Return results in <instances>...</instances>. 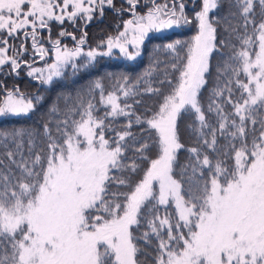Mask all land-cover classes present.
Wrapping results in <instances>:
<instances>
[{"label": "snow or ice", "instance_id": "snow-or-ice-1", "mask_svg": "<svg viewBox=\"0 0 264 264\" xmlns=\"http://www.w3.org/2000/svg\"><path fill=\"white\" fill-rule=\"evenodd\" d=\"M125 2L132 18L124 22L123 31L87 52L84 51L86 33L72 48L56 39L51 42L52 63L37 68L23 62L31 68L28 75L51 85L67 67L78 72L98 56L111 55L113 49L128 59H135L151 32L191 23L183 0H164L161 4L152 0V7L144 14L135 11L138 0ZM259 4L264 8V0H259ZM105 5L114 7V0H0V31L13 36L30 27L35 48L37 27L46 28L53 19L60 23L66 18L74 22L77 17L91 21L94 12L103 15ZM70 6L71 12L67 11ZM219 7V0H201L200 10L193 16L197 33L190 41L176 40L163 46L175 54L170 67L178 75L173 82L166 73L165 80L160 81L169 86L166 93L160 88L146 89L159 94L161 102L151 118L142 120L136 116L135 123H146L149 130L155 131L157 158L149 160L143 155L147 144L136 149L140 154L137 158L149 160L150 166L138 181L117 180L118 185L128 188L127 192H113L109 184L116 179L111 175L113 169L135 173L139 168L134 161L125 164L121 159L127 147L126 138L135 140L130 131L133 121L129 119L125 130L112 142L104 136V129L110 127L105 124L107 117L134 115L129 111L131 105L119 103L121 96L137 95L136 85L127 77L116 80L114 90L107 95L102 79L93 81L87 93L78 97L79 102L69 110L71 115L79 109L80 118L57 124V136L44 124L47 154L43 158L36 154L32 167H28L23 157L17 164L30 182L13 184L9 179L11 172L6 175L0 170V264H141L138 253L142 249L134 242L140 237L133 235V228L139 230L142 221L148 229L142 233L143 240L148 242L150 237H155L157 241L156 264H264V19L258 24L252 19L253 0H233L230 4V8L240 10L242 22L239 24L231 23L237 15L232 11L226 16L210 17ZM217 25H222L228 34L219 46ZM241 27L243 33L238 31ZM59 35L70 34L62 31ZM233 35L241 42L239 49L226 43ZM0 44L7 45V41L0 40ZM100 47L107 51H98ZM178 48L185 50L183 56L177 52ZM223 48L229 51L221 52ZM7 52L6 46L0 47V66L7 63L12 69H19L21 62ZM38 52L41 60L49 55V49L42 46ZM213 52L226 57L217 65L218 74L230 73L223 87L218 85L213 95L221 98L226 92L223 103L233 109L225 114L221 103L208 105L209 113L215 112L218 117L216 128L209 124L198 100L207 82L205 77ZM81 56L87 58V64L78 66L76 60ZM151 71L150 68L145 75ZM241 74L247 82L239 79ZM233 83L240 90L235 100L230 87ZM97 90L100 103L108 109L104 117L95 116V105L91 100H84V95ZM42 100V96L29 97L14 86L13 90H5L0 100V116L27 115ZM189 109L196 115V123L189 128L196 135L198 146L187 149L191 157L182 175L188 168L192 175L187 176L184 188L174 177L173 168L178 151L184 148L178 119ZM57 110L56 107L49 109L51 113ZM230 116L237 117L239 122L229 119ZM257 116L258 136L255 135ZM247 122L253 126L250 141ZM229 126L234 130L228 134L239 145L229 144L234 153L230 168L219 157L212 160L203 151L204 148L216 151L217 132L224 135ZM27 135L29 142L34 143L33 134ZM24 136L23 129L0 132L5 147L9 140L17 141L18 151ZM5 154L12 163H17L12 151ZM37 165L39 171L34 170ZM204 169L212 173L210 178H205ZM170 200L175 205V220L159 214V207L168 205Z\"/></svg>", "mask_w": 264, "mask_h": 264}, {"label": "trees", "instance_id": "trees-1", "mask_svg": "<svg viewBox=\"0 0 264 264\" xmlns=\"http://www.w3.org/2000/svg\"><path fill=\"white\" fill-rule=\"evenodd\" d=\"M164 0H155L156 4L163 3ZM185 4V14L191 23L177 27L178 29H169L161 32H151L145 39L143 45L141 46L140 55L135 59H128L125 57L118 49H113L111 55L98 56L96 60L88 64L87 67H80L78 72L73 71L71 66L64 70V73L59 78H54L51 85L43 84L40 80H36L34 77L29 76L28 72L31 67L39 66L41 61L37 60L40 58L38 49L39 47H44L49 49V55L51 54L52 41L60 39L61 45H67L69 48L75 47L77 41L81 38L82 34L86 33V44L84 45V51L87 52L89 49H97V46L101 41H106L109 36H115L119 31H123L124 22L131 19L132 16L128 11V4L125 0H114V7L106 6L104 7L103 15L101 16L99 12L93 13V18L91 21H86L77 17L75 21L68 20L67 18L63 23L56 20H50L45 29L37 27L38 41H36V46L34 48L33 41L30 38L24 37L23 34L26 30H20L15 35L9 36L5 31H0V40H6L8 48V56H16L19 62H21V67L19 69H12L10 64H5L0 66V100H2L5 90H13L14 86H18L19 90L25 95L31 96H42L43 100L38 104L36 109L27 115H4L0 116V132L20 130L25 131V136L21 144L19 151L16 148L17 141L9 140L7 142V148L5 147V141L0 139V170L7 175L11 172L9 177L13 184L17 181L19 182H30L23 173V169L17 167L23 157L28 161V167H32V159L36 154H40L42 158L47 154V143L48 138L44 133V124L47 123L48 127L52 131V135L55 137L58 134L55 129L57 124L65 119H79V109L76 110L75 114L69 115V110H71L75 104H77L78 97L82 94L87 93L89 85L97 79H102L105 87V95L108 92L114 90V82L121 77H127L128 80L136 85L137 95L134 97L124 98L121 96L119 103L123 106L124 104L131 105L129 109L130 112L134 113L132 116H118L115 119L112 117H107L105 119V124L110 125L104 129V136L110 142L116 139L117 134L125 130L129 119L133 121L130 131L132 132L135 140L132 137H128L125 140L127 147L124 149L122 156V162L125 164H131L133 161L139 165V168L135 173L128 172L127 169L117 170L113 169L111 175L116 177L109 184V188L113 192H127L128 188L120 186L117 184L119 179H128L132 182L138 181L142 176L144 170L149 167V160L157 158V148L155 145V131L149 130L146 123H135L136 116L141 117L142 120L145 118H151L154 111L157 110L158 104L161 102V96L159 94L147 92L146 89L151 87L153 89L160 88L161 92L166 93L168 91V85L161 84L160 81L165 80V74L173 82L176 79L178 73L171 70V63L174 62L175 54L166 50L163 46L167 43L174 42L176 40L190 41L198 30V25L196 20L193 19L195 12L200 10L201 0H183ZM233 0H219L220 7L210 13L212 16H226L229 11L236 12L237 15L231 20L233 24H239L242 22V17L240 16V10L238 8H230V4ZM253 11L255 15L252 17L258 24L261 19H264V8L259 4V0H254ZM190 3L197 5L194 10L190 6ZM152 7V0H138L135 11L139 14H144L146 11ZM123 9V11H120ZM67 32L70 35L61 37L60 32ZM240 33L244 32L241 27L238 29ZM252 26L249 25L248 33L251 34ZM217 45L219 46L221 40H224L228 35L222 25H217ZM75 36L76 40L72 37ZM255 39V37H254ZM226 43H231L236 46L237 49L240 48V41L233 35L229 41ZM256 46L253 45V48ZM157 49H159L157 51ZM98 51L106 52L107 49L100 47ZM129 51H133L132 47H129ZM183 49L178 48L177 52L180 56L184 55ZM228 48L221 49V52L227 53ZM46 58V57H45ZM226 57H222L220 52H213L210 58V68L209 72L206 74V84L200 90L198 95L199 104L202 110L205 112V116L210 125L213 128L218 127V117L215 112L209 113L208 105L221 103L223 106V111L225 114L233 112L230 104L223 103L227 99V93L221 98L214 97L213 93L216 87L219 85L223 87L225 81L230 77V73L218 74L217 65ZM156 61H159L156 63ZM27 62V65L25 63ZM77 65L87 64V58L81 56L76 60ZM223 67V65H221ZM152 69L150 75H145L148 73L149 69ZM140 80L137 83V80ZM234 79V78H233ZM239 79L246 81V77L241 74ZM233 90V99H237L240 95V90L234 83L230 85ZM120 95V93H117ZM84 100L91 102L95 105L96 111L94 115L97 117H104L105 112L108 109L100 103L99 91H94L91 95H84ZM35 103V101H34ZM56 107L58 110L55 113L49 111L50 108ZM229 119H237V117L230 116ZM196 123V115L194 110H186L181 113L178 119V131L180 135V142L184 145V148L180 149L177 153V160L174 164L173 175L176 179L181 181L184 188L187 187L185 180L187 176L192 175L191 168L187 169L185 175H182L185 165L189 164L191 154L187 149L192 147H197L196 135L189 128V125H194ZM61 127L63 125L61 124ZM253 126L250 122H247L246 132L249 133V141L251 140V130ZM70 130V128H69ZM234 129L229 126L224 135L217 132V149L213 151L210 148H204L203 151L207 152L209 158L215 160L217 157L224 161V166L230 168L233 164V159L231 158L234 153H231L229 148L230 143L238 142L233 140L228 134ZM255 135H259L260 123L259 116H257V124L255 125ZM207 131V130H206ZM27 133L33 134L34 143L29 142V136ZM141 144H147L148 148L143 153L147 156L149 160L138 159L140 155L136 152V149L141 146ZM31 149V151H29ZM7 151H12L14 153V159L17 163H12L11 160L5 154ZM36 171H39V165L35 167ZM205 178H210L212 175L207 169H204ZM13 177L15 179H13ZM158 187V185H157ZM187 199V196H185ZM159 214L161 216L168 215L171 219L175 220L176 210L174 202L170 200L169 204L166 206L159 207ZM147 226L141 223L139 230L135 227L133 228V235L135 237H140V239L135 240L137 246L142 249V252L138 253V260L141 264H156L155 257L157 256L156 246L157 241L155 237H150L149 241L146 242L142 238V233L147 231ZM187 231V229H183Z\"/></svg>", "mask_w": 264, "mask_h": 264}, {"label": "rangeland", "instance_id": "rangeland-1", "mask_svg": "<svg viewBox=\"0 0 264 264\" xmlns=\"http://www.w3.org/2000/svg\"><path fill=\"white\" fill-rule=\"evenodd\" d=\"M254 1V0H253ZM254 4V2H253ZM108 6V5H105V7ZM190 6L194 8V10H197V8H195L197 5H194L192 3H190ZM254 6V5H253ZM28 8V5H25L24 6V10H27ZM73 9L71 8V6L67 9V11L71 12ZM57 14H60L58 11H57ZM29 19H31V17H29ZM190 20V19H189ZM45 29V28H43ZM42 29V30H43ZM173 29H178L177 27L173 28ZM38 32L40 31H36V41H38ZM31 33H32V29L29 27L26 29V32L23 34L24 37H27V38H30V40H32V36H31ZM33 41V40H32ZM55 41V40H53ZM6 45L4 44H0V47H5ZM53 58H54V53L51 51V54L49 57H46L44 60H41L40 58L37 59V60H40L41 63L39 66H35L37 68H43L45 67L46 63H52L53 62ZM37 80V79H36Z\"/></svg>", "mask_w": 264, "mask_h": 264}]
</instances>
